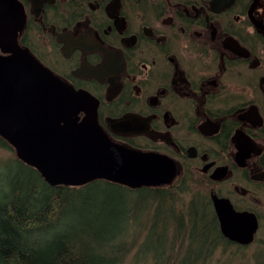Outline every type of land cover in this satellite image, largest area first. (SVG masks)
I'll use <instances>...</instances> for the list:
<instances>
[{"label":"flooded vegetation","instance_id":"obj_1","mask_svg":"<svg viewBox=\"0 0 264 264\" xmlns=\"http://www.w3.org/2000/svg\"><path fill=\"white\" fill-rule=\"evenodd\" d=\"M16 1L18 49L85 99L78 122L172 164L169 184L141 189L199 185L188 204L203 200L227 244L214 252L252 248L264 264V0ZM214 197L251 243L223 236Z\"/></svg>","mask_w":264,"mask_h":264},{"label":"water","instance_id":"obj_2","mask_svg":"<svg viewBox=\"0 0 264 264\" xmlns=\"http://www.w3.org/2000/svg\"><path fill=\"white\" fill-rule=\"evenodd\" d=\"M23 21L16 0H0V138L16 158L52 187L105 181L138 190L169 184L174 168L167 158L112 143L88 113L78 122L85 99L68 93L49 71L18 49ZM223 204L213 198L223 236L251 243L255 228L240 240L241 217L229 215Z\"/></svg>","mask_w":264,"mask_h":264},{"label":"trees","instance_id":"obj_3","mask_svg":"<svg viewBox=\"0 0 264 264\" xmlns=\"http://www.w3.org/2000/svg\"><path fill=\"white\" fill-rule=\"evenodd\" d=\"M0 146L13 150L3 139ZM10 162L17 167L14 181L23 178L10 192L0 195V264H123L129 255L134 261L149 260L150 264H208L218 246H227L221 240L218 243L211 239L217 233L213 224L205 226L201 219L203 200L193 199L179 212L174 194L168 191L130 190L105 181L81 187H52L35 169L16 157L10 158ZM98 185L135 196L134 208L142 200L141 209L146 214L143 216L140 211V224H137L140 236L144 237L142 244L95 241L92 237L96 224L86 225L81 230L83 233H76L72 220L91 214L90 190ZM141 217L147 218V225L141 223ZM114 218L125 220L114 214L109 221ZM91 219L95 222L93 215ZM172 223L176 227L168 239L167 231ZM105 228L106 225L99 228L97 234ZM48 232L49 237L45 236ZM176 241L181 245L175 247Z\"/></svg>","mask_w":264,"mask_h":264},{"label":"rangeland","instance_id":"obj_4","mask_svg":"<svg viewBox=\"0 0 264 264\" xmlns=\"http://www.w3.org/2000/svg\"><path fill=\"white\" fill-rule=\"evenodd\" d=\"M10 158H15L14 150H9L0 146V195L10 192L23 178V176H21L17 178L16 182L14 181L17 167L15 164L10 162ZM187 190L191 193L189 194L184 191H179L174 194L176 200V203L174 204L176 210L179 212L181 210H185L191 198L205 195L204 191L199 185L197 186L195 184H191ZM89 202V210L91 214L87 215V217L83 219L74 218L72 220L77 227V234H79V232L83 233L81 230H83L84 226H95L96 224L92 237V239L95 241L102 239L105 240L106 243L118 242L119 244H124L138 242V245L143 243V234L140 236V231L137 229V224H140V211L143 216L146 214L141 209L143 206L141 199H139V203H137L139 207L134 208L135 196L129 197L126 195V192L118 188H106L105 186L98 185L90 190ZM129 209L131 212H129ZM114 214L123 216L125 220L121 222L114 218V221H109V217L113 218ZM91 215L94 216L95 222L92 221ZM141 221V223L144 225L148 224L146 217H141ZM105 225V230L97 234V230ZM64 226L65 225H63V227ZM174 227H176L174 223L169 226V230L167 231L168 239L169 237H172L174 233ZM121 228H123V231ZM45 236L49 237L50 232H48ZM179 245H181V242L176 241L175 247ZM184 246H186V241L184 242ZM220 251V249H217L214 252L213 257L209 260L208 264H263L262 259V263H260L261 260L259 258L255 259V257H253L252 254L254 251L252 248L248 250H239L234 247H227L225 251ZM171 261H173L172 258ZM123 264L150 263L149 260L145 262L143 260L134 261L132 260V255H129Z\"/></svg>","mask_w":264,"mask_h":264}]
</instances>
